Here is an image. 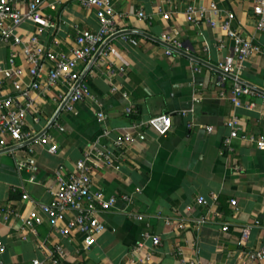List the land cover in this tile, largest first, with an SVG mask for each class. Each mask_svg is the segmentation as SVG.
Instances as JSON below:
<instances>
[{"label":"crops","instance_id":"crops-1","mask_svg":"<svg viewBox=\"0 0 264 264\" xmlns=\"http://www.w3.org/2000/svg\"><path fill=\"white\" fill-rule=\"evenodd\" d=\"M43 1L44 11L58 22V41L51 29L42 40L56 51L69 52L80 30L100 25L96 6L80 0ZM254 3L114 1L121 31L110 39L109 53L96 58L85 74L94 97L78 102L75 111H58V96L67 91L60 81L44 93H33L38 110L26 117L28 128L44 132L50 142L14 143L0 133L8 141L0 149V208L16 211L9 220L0 217L5 243L0 264H34V259H47L58 243L67 256L56 264H264V257L250 256L264 247V149L250 138H235L233 149L224 142L231 131L226 121L234 116L242 134L264 138V32L257 29ZM189 5L206 9L197 24L187 18ZM140 9L146 16L138 15ZM228 12L235 13L231 27L261 46L241 65L235 40L223 27ZM35 30L36 24L26 21L20 33L28 36ZM176 30L182 48L168 54L164 39ZM13 48L0 43L2 66L9 65ZM228 56L236 70L226 75L220 64ZM17 63L31 81L23 55ZM238 78L255 89L254 95L243 96L242 105L232 100ZM11 88L0 72V95ZM100 110L108 114L106 120L99 119ZM161 113L172 115L170 131L162 135L146 125L138 127L124 147L120 168L95 171L94 186L118 198L115 207L101 212L106 228L95 244L85 249L82 233L66 237L52 229L42 204L53 198L56 171L68 174L95 143L113 147L125 127ZM53 142L59 146L56 152L49 149ZM20 161L34 168H20ZM199 195L210 202L201 203ZM32 213L43 221L36 233L27 231L23 238V218ZM201 218L205 221L199 223ZM154 235L160 236V244L154 243Z\"/></svg>","mask_w":264,"mask_h":264},{"label":"built area","instance_id":"built-area-1","mask_svg":"<svg viewBox=\"0 0 264 264\" xmlns=\"http://www.w3.org/2000/svg\"><path fill=\"white\" fill-rule=\"evenodd\" d=\"M80 1L85 6L97 7L100 25L97 29L80 30L76 36L75 45L69 52H63L47 47L42 40V35L51 29L54 31L56 42L58 41L56 35L58 22L44 11L43 0H0V43L15 46L10 54L9 65L0 64V72L12 87L9 92L0 95V133L9 135L15 141L14 143H26L34 139H39L43 143L50 142V137L45 136L44 132H36L27 125V115L38 110L34 92L44 93L45 90L62 81L67 91L58 96V111H75L78 102L94 97L85 79L86 71L96 58L109 53L108 43L121 29L117 27L114 19L115 0ZM211 7L217 11L215 2L211 4ZM253 9L257 17V29L264 32V0H255ZM205 13L206 9H197L194 5H189L186 12L188 20L196 24L200 22ZM138 15L146 16L143 9L138 11ZM164 17L168 18L169 13H164ZM234 17V12H228V18L223 23V27L235 40V55L241 65L240 61L258 51L261 46L254 39L247 37L242 30L238 31L231 27ZM26 21L35 23L36 30L28 36H23L20 28ZM212 23L215 24V21L212 20ZM177 34L176 30L173 35L170 34L164 39L167 43L166 52L168 54H171L174 48H182ZM131 40L137 43L135 38ZM17 47H20V50ZM19 55H23L28 64L31 81L25 80L24 69L17 63ZM232 61L233 58L228 56L220 64L226 75L236 70ZM226 75L217 82L218 86H223ZM221 93H224L223 90ZM254 94L255 89L251 85L243 83L239 78L236 79L232 95V100L236 105L245 103L244 95ZM249 105L253 107L255 102L252 101ZM98 117L100 120H106L108 114L100 110ZM38 118V116L35 117V119ZM226 123L231 128L224 140L228 148L233 149L234 139L242 137L258 141L259 147L264 149V138L256 139L241 133L242 128L237 116ZM142 125L151 127L163 135L172 128V115L161 113L141 124L133 123L125 127L123 135L114 140L113 147L95 143L92 151L79 158L73 170L68 174L62 169L56 171L57 182L50 186L53 198L42 204V208L49 215L52 229L66 237L75 231L82 233L85 249H90L95 244L97 236L106 228L101 212L115 207L118 198L115 195L107 196L102 189L94 186V173L103 168L119 169L124 157V147L134 138L133 130ZM60 127L63 129L62 126ZM208 129L212 131L214 127L209 126ZM6 146H8V141L0 139V149ZM58 148V144L54 142L49 147L52 152H56ZM18 166L23 168L32 165L26 161H20ZM124 197L129 198V195L125 194ZM24 198H29V194L25 193ZM198 200L204 204L210 202L205 195H199ZM231 202L237 205L236 199H232ZM13 214H16V211L12 207L0 208V217L4 220H9ZM42 221V217L36 213L24 217L21 227L23 238H27V231L36 233L37 225ZM203 221H205L204 218L198 220L199 223ZM224 229L228 230L229 226L225 224ZM153 241L155 244H160V236L154 235ZM4 252L5 243L0 239V263ZM66 256V249L58 243L47 259H34L33 263L49 264L51 261L56 264ZM250 256L253 259L264 257V247L252 252Z\"/></svg>","mask_w":264,"mask_h":264},{"label":"water","instance_id":"water-1","mask_svg":"<svg viewBox=\"0 0 264 264\" xmlns=\"http://www.w3.org/2000/svg\"><path fill=\"white\" fill-rule=\"evenodd\" d=\"M53 119H54V118H53ZM53 119H52V120H53Z\"/></svg>","mask_w":264,"mask_h":264}]
</instances>
